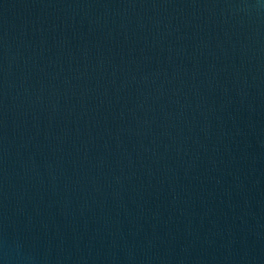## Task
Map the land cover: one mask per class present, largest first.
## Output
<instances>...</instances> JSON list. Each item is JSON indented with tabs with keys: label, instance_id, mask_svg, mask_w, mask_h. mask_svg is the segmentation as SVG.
I'll return each mask as SVG.
<instances>
[{
	"label": "water",
	"instance_id": "water-1",
	"mask_svg": "<svg viewBox=\"0 0 264 264\" xmlns=\"http://www.w3.org/2000/svg\"><path fill=\"white\" fill-rule=\"evenodd\" d=\"M0 264H264V0H0Z\"/></svg>",
	"mask_w": 264,
	"mask_h": 264
}]
</instances>
